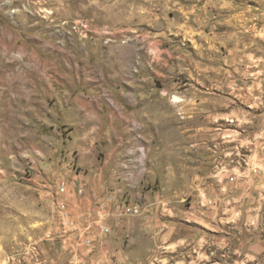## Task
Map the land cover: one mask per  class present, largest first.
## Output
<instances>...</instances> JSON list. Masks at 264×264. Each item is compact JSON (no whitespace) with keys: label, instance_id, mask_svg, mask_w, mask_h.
<instances>
[{"label":"rangeland","instance_id":"374dc122","mask_svg":"<svg viewBox=\"0 0 264 264\" xmlns=\"http://www.w3.org/2000/svg\"><path fill=\"white\" fill-rule=\"evenodd\" d=\"M0 264H264V0H0Z\"/></svg>","mask_w":264,"mask_h":264},{"label":"built area","instance_id":"2783aa9c","mask_svg":"<svg viewBox=\"0 0 264 264\" xmlns=\"http://www.w3.org/2000/svg\"><path fill=\"white\" fill-rule=\"evenodd\" d=\"M61 191H64V188L63 187H61Z\"/></svg>","mask_w":264,"mask_h":264}]
</instances>
